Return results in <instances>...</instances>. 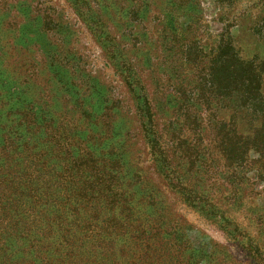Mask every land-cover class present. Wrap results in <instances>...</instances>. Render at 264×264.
Masks as SVG:
<instances>
[{"label": "rangeland", "instance_id": "obj_1", "mask_svg": "<svg viewBox=\"0 0 264 264\" xmlns=\"http://www.w3.org/2000/svg\"><path fill=\"white\" fill-rule=\"evenodd\" d=\"M148 207L128 254L112 213ZM139 262L264 264V0H0V264Z\"/></svg>", "mask_w": 264, "mask_h": 264}, {"label": "trees", "instance_id": "obj_2", "mask_svg": "<svg viewBox=\"0 0 264 264\" xmlns=\"http://www.w3.org/2000/svg\"><path fill=\"white\" fill-rule=\"evenodd\" d=\"M78 2V0H73V3L76 4ZM94 2V1H93ZM169 11V12H167ZM166 11V14H165V20H164V30L166 32V37H169L170 36V40H173L172 36L173 34L175 35L177 33V28L175 27L177 25V19L178 17L180 18H183L184 16H189L188 13H189V7L188 6H185L184 4H180V5H174V4H171L170 6H168V10ZM167 17V19H166ZM103 41L107 43L106 45V48L108 50V53L110 55V57L112 59H119L120 57V54L117 50H115V47L113 46V43L109 41V35H107L106 33H103ZM172 35V36H171ZM100 37V35H99ZM169 51V50H167ZM166 51V52H167ZM177 51V50H176ZM179 51V50H178ZM227 51L229 52L230 51V48L228 47L227 48ZM172 52V51H171ZM123 64V63H122ZM241 64V67H242V63ZM256 63L254 62H247V63H244L243 62V66H245V72L246 74L245 75H255L257 77V82H258V88L261 90L260 86H261V83H262V76L261 74L256 70ZM225 67L224 64L222 63H217V62H214L210 68L211 72H215L216 70H219L221 68ZM121 71L123 72V74L125 75L126 79L127 80V84L131 86V89L134 94H135V98L136 100L138 101V106H139V111L141 113V120L143 122L142 124V128H144L146 131H150V135H149V138L152 139H155L156 136H155V132L153 130L151 126V122H152V117H153V114H152V108H151V102H152V99L149 100V97H148V94L147 92L145 91V94L143 95L142 93V88H135V81L131 79V75L129 74V70L128 68H125V66H122L121 67ZM242 83L245 85L247 84L245 79H243ZM180 87V86H179ZM136 90V91H135ZM171 97V96H170ZM163 102H165V104H162ZM169 100L166 99V97H163L162 98V101H161V104H160V100L158 101V109L160 110V112H169V111H172L174 109V107H167L166 105H170L169 104ZM174 102L176 103V98L174 99ZM25 104V102H24ZM167 108V109H165ZM204 111V110H203ZM205 112V111H204ZM29 115L32 114V111H28ZM171 124V122H170ZM239 137H237L239 140L240 139H244L243 136H240L238 135ZM228 155H229V152H228ZM161 156H162V153H161ZM225 157V155H224ZM158 158V157H156ZM231 161V160H230ZM91 163V162H90ZM93 164V163H91ZM94 171V170H93ZM89 187H92L94 189L95 187V184H92V186H87L86 189H89L91 190ZM105 188L108 190L109 188V185L108 186H105ZM140 190V189H139ZM92 191V190H91ZM143 191H141V194L140 195H143ZM147 197L149 199H154V197L152 196V194H147ZM137 200L140 202V200L137 198ZM117 205V203L115 204ZM126 212H124V210H121L120 212H113L112 213V221L114 222V225L115 224H119L118 227L119 229L121 230H124L126 229V231L128 230H134L133 227H137L134 231H135V237L133 238L132 242H130L129 244H127L126 242H120V245L123 247V249H125L127 251L128 254H132L134 256H138L140 255L142 252L143 254H154V253H158L159 252V248L161 247V244H158L157 246L154 244V245H151L149 244V238H147L144 233L142 231L143 228L145 227H148L149 226V221L151 219V216H156L155 212H151L149 207L148 208H142L141 210H138L137 211V216H138V219H133L132 217H128L127 214H124ZM123 223H126V225H124ZM121 230H118L120 231V234H124L126 235V231H122ZM146 231L148 232V235L150 234V231L146 229ZM122 240H130L129 237H125L124 239ZM152 247V248H151ZM152 249H154L152 251ZM152 251V252H151ZM151 252V253H150ZM146 256V255H144ZM133 257V256H131ZM147 257V256H146ZM140 264V262H139ZM171 264V263H170Z\"/></svg>", "mask_w": 264, "mask_h": 264}]
</instances>
